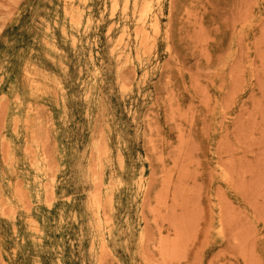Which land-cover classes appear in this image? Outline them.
<instances>
[{"label":"rangeland","instance_id":"374dc122","mask_svg":"<svg viewBox=\"0 0 264 264\" xmlns=\"http://www.w3.org/2000/svg\"><path fill=\"white\" fill-rule=\"evenodd\" d=\"M115 1L0 0V264H264V0Z\"/></svg>","mask_w":264,"mask_h":264},{"label":"bare ground","instance_id":"6f19581e","mask_svg":"<svg viewBox=\"0 0 264 264\" xmlns=\"http://www.w3.org/2000/svg\"><path fill=\"white\" fill-rule=\"evenodd\" d=\"M159 1V0H158ZM139 2V0H125V3H124V7H123V10H126L127 8H128V5H130V4H132L133 6H136L137 5V3ZM143 2H145V3H143V5L141 6V9L139 10V13H138V16H137V21L138 22H142V26H143V24H144V21L146 20V18H147V16H148V13H149V11H150V8H149V5H147V2H146V0H143ZM113 5H114V7H116L117 6V2L114 0V2H113ZM114 7H113V9H114ZM117 8V7H116ZM116 12V11H115ZM114 12V13H115ZM113 13V12H112ZM112 16V15H111ZM162 16V15H161ZM156 21V20H155ZM137 22V23H138ZM111 29V28H110ZM152 30L154 31V32H157V30H158V26H157V22H154L153 24H152ZM137 33H139V32H137ZM143 33V32H142ZM141 33V34H142ZM122 37V35L120 36V38ZM127 39V38H126ZM119 40V39H118ZM153 42V41H152ZM142 42H140V44H141ZM144 44V43H143ZM153 44V43H152ZM151 44V45H152ZM120 45H121V41H120ZM144 47V46H143ZM144 49V48H143ZM149 50H150V46H149ZM150 52V51H149ZM146 56V55H145ZM102 148V147H101ZM99 162H100V160H99ZM101 169V168H100ZM99 169V170H100ZM141 178H142V176H141ZM145 181V180H144ZM94 207H95V210H96V215H99L100 214V205L98 204V203H94ZM4 211V210H3ZM143 239V238H142ZM143 245V244H142Z\"/></svg>","mask_w":264,"mask_h":264}]
</instances>
